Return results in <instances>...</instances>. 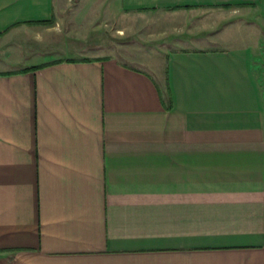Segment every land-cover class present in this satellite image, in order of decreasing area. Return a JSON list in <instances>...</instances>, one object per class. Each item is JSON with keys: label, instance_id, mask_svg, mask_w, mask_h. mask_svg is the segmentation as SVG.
Masks as SVG:
<instances>
[{"label": "crops", "instance_id": "crops-1", "mask_svg": "<svg viewBox=\"0 0 264 264\" xmlns=\"http://www.w3.org/2000/svg\"><path fill=\"white\" fill-rule=\"evenodd\" d=\"M186 11L258 39L143 65L49 41ZM0 264H264V0H0Z\"/></svg>", "mask_w": 264, "mask_h": 264}, {"label": "rangeland", "instance_id": "rangeland-1", "mask_svg": "<svg viewBox=\"0 0 264 264\" xmlns=\"http://www.w3.org/2000/svg\"><path fill=\"white\" fill-rule=\"evenodd\" d=\"M230 13L223 14V17L209 11L112 14L105 22L97 20L88 29L82 23L79 27L74 26L76 23L69 16L71 13H65L68 27L62 31L63 25L60 24L58 35L49 41L62 42L66 47L64 50L69 53H64L66 55H83L84 51L102 48L107 54L117 55L133 65L157 61L158 57L162 58L164 49L255 43L258 39L256 33L245 29L240 20L230 17ZM25 39V46H36L31 36Z\"/></svg>", "mask_w": 264, "mask_h": 264}]
</instances>
